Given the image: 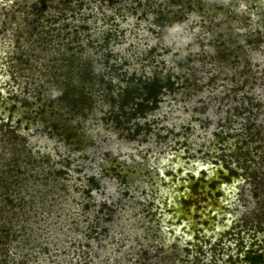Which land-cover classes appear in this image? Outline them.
<instances>
[{"label": "rangeland", "instance_id": "1", "mask_svg": "<svg viewBox=\"0 0 264 264\" xmlns=\"http://www.w3.org/2000/svg\"><path fill=\"white\" fill-rule=\"evenodd\" d=\"M0 264H264V0H0Z\"/></svg>", "mask_w": 264, "mask_h": 264}, {"label": "trees", "instance_id": "2", "mask_svg": "<svg viewBox=\"0 0 264 264\" xmlns=\"http://www.w3.org/2000/svg\"><path fill=\"white\" fill-rule=\"evenodd\" d=\"M66 62L69 63L70 65L74 63L76 60H70L69 58H65ZM132 80V79H131ZM130 80V81H131ZM170 83L168 78H162V77H153L151 80L144 82L143 84V89L145 90V95L143 97V100L141 102H135L133 103L135 107L132 109L131 112H128V118L131 119L135 117L136 115L138 116H144L145 113L152 111L156 108V98L157 96L164 90V89H169L170 88ZM127 88V86H126ZM126 92V96H122L121 102H120V108H124L126 105L129 103L133 102L134 97H138L136 93L132 94L131 92L129 93L128 91ZM151 102L152 104L148 103ZM123 116L125 114H122Z\"/></svg>", "mask_w": 264, "mask_h": 264}, {"label": "bare ground", "instance_id": "3", "mask_svg": "<svg viewBox=\"0 0 264 264\" xmlns=\"http://www.w3.org/2000/svg\"><path fill=\"white\" fill-rule=\"evenodd\" d=\"M221 192H222V195H223L222 206H224L226 208L231 207L230 204H229V202H228V200H229V191L228 190L221 189ZM171 207H173V209H175L174 208V204H171Z\"/></svg>", "mask_w": 264, "mask_h": 264}]
</instances>
